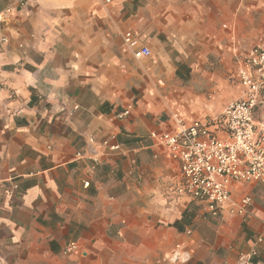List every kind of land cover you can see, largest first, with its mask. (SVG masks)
<instances>
[{"label": "crops", "instance_id": "obj_1", "mask_svg": "<svg viewBox=\"0 0 264 264\" xmlns=\"http://www.w3.org/2000/svg\"><path fill=\"white\" fill-rule=\"evenodd\" d=\"M6 9L0 264H264V188L234 185L248 212L211 218L177 194L178 163L150 135L171 113L202 119L239 97L237 61L264 41V0H0ZM127 30L148 56H134ZM69 242L78 249L63 254Z\"/></svg>", "mask_w": 264, "mask_h": 264}, {"label": "built area", "instance_id": "obj_2", "mask_svg": "<svg viewBox=\"0 0 264 264\" xmlns=\"http://www.w3.org/2000/svg\"><path fill=\"white\" fill-rule=\"evenodd\" d=\"M10 12L11 9L0 12V18ZM123 40L136 58L150 54L131 30L123 33ZM7 41L0 35V48ZM235 76L241 93L220 113L186 122L181 113L174 112L169 130L150 133L178 163L177 194L200 202L206 215L214 219L248 212L251 196L234 198V185L258 183L264 188V41L238 58ZM128 112L127 108L122 115ZM263 241L264 232L256 238L258 243ZM77 249L75 242H69L62 252L69 254ZM243 264H250L249 259L245 258Z\"/></svg>", "mask_w": 264, "mask_h": 264}]
</instances>
